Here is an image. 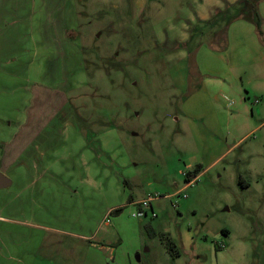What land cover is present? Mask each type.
<instances>
[{"label": "rangeland", "instance_id": "obj_1", "mask_svg": "<svg viewBox=\"0 0 264 264\" xmlns=\"http://www.w3.org/2000/svg\"><path fill=\"white\" fill-rule=\"evenodd\" d=\"M33 1L9 0L5 7L28 14ZM42 1L47 5L64 0ZM74 3L77 29L66 31L65 35L80 43L77 49L83 68L76 74L75 70H67L69 76H78L68 96L81 133L90 138L95 134L107 136L106 152L100 153L98 160L107 164L103 169L108 174L102 173L101 182L93 188L103 193L95 196L92 192V205L81 193L86 185L81 178L88 171L80 154L73 158L76 176L75 185L69 184L70 188L52 182L47 176L22 191L25 193L19 199L21 188L14 179L11 186L0 189V212L3 206L19 202H24V207L19 212L9 206L12 209L9 216L18 219L17 224L0 223V235L41 239V247L34 256L31 253L35 248H28H33L28 262L65 264L72 259L71 243L76 239L71 232L83 231V224L85 229H95L103 218L111 229L119 226L122 250L133 254L131 264H263L264 180L259 184V197L250 196L260 205L250 206L251 213L245 215L249 195L242 193L234 179L235 173L248 165L242 152L236 151L206 175L190 184L186 182L184 173L196 154L195 125L185 128L184 95L174 83L168 57L160 45V28L166 17L178 14L188 2L147 0L144 7L138 0H74ZM153 3L158 7L150 12ZM18 19L6 22L5 31L12 38L20 32L15 24ZM12 45L1 56L10 71L0 72V87L2 83L6 86L3 98L0 97V142L15 128L8 125L9 120L2 114L8 110V118L13 120L24 104L23 91H12L21 84L14 65L18 52ZM245 146L246 143L241 148ZM254 157L264 158V154ZM1 160L0 148V170L9 178L15 177L2 168ZM120 176L122 185L117 182ZM125 195L128 199L131 195L158 198L150 200L146 216L132 217V210L141 211L140 205H133L123 210L119 220L114 221L110 215L104 218L105 205ZM147 225L154 228L155 236L148 234ZM189 230L193 232L191 243L186 242L184 235ZM162 234L175 242L181 257L175 259L169 253ZM222 243L225 247L218 248ZM79 248L83 249L82 244ZM76 253L75 257L79 250Z\"/></svg>", "mask_w": 264, "mask_h": 264}, {"label": "crops", "instance_id": "obj_2", "mask_svg": "<svg viewBox=\"0 0 264 264\" xmlns=\"http://www.w3.org/2000/svg\"><path fill=\"white\" fill-rule=\"evenodd\" d=\"M6 1L9 0H0V72L10 71L1 56L4 49L13 43L12 48L18 52L14 64L16 77L21 84L12 91H23L24 104L20 105L13 120L8 118V110L2 114L9 120L8 125H15V128L0 142L1 166L15 176L10 178L12 184L14 179L19 182L21 190L17 197L20 199L25 193L22 191L47 179V176L63 187L74 186L73 158L80 154L88 171L81 178L86 184L81 193L90 199L88 203L92 205V192L95 196L103 193L93 188L101 182L102 173L108 174L107 169H103L107 164L98 160L99 154L106 152L107 136L95 134L90 138L82 134L70 109L68 93L78 81L75 74L83 68L77 49L80 43L65 35L66 31L77 29L74 0L47 5L42 0H34V6L26 11L28 14H22L18 9H6ZM138 1L141 7L147 2ZM186 1L185 8L166 17L160 28V45L168 57L174 83L184 95L182 114L186 119L185 128L195 125L196 154L186 172L198 164L202 165L200 173L186 182L190 184L197 177L206 175L236 151L242 152V158L248 160V165L243 171L236 172L234 179L242 193L249 195L248 209L244 212L249 215L252 211L250 206L260 205L250 196L259 197V184L264 180V158L254 157L264 154V45L253 16H239L243 0ZM256 1L264 31V0ZM152 5L150 12L158 7L157 3ZM16 17L19 19L15 24L20 27V32L12 38L5 31L6 22ZM20 40L23 45H20ZM69 69L75 70V74L69 76ZM5 87L2 83V98ZM251 138L254 139L249 142ZM245 143V149H242ZM120 179L121 176L117 182L122 185ZM129 197L131 202L126 196L105 205L104 218L110 215L114 221L119 220L122 213L114 215V209L123 207L124 210L141 201L158 198ZM35 198L33 195L32 199ZM9 206L22 212L24 202ZM9 206H3L0 223L17 224L18 219L9 216L12 215ZM133 212L136 211L132 210L130 214ZM101 225L105 229L102 230ZM94 228L85 229L83 224V231L71 232L76 239L71 243L72 259H67L65 264H131L133 254L122 250L124 243L118 232L119 226V230L111 229L102 218ZM149 229L154 231L151 225ZM223 231L229 234V230ZM184 235L186 242L194 241L192 230L184 232ZM41 242V239L0 235V264H34L27 261V256L33 248L31 255L37 253ZM81 244L83 249L79 248ZM195 246L197 249L196 242ZM30 247L33 248L28 250ZM176 248L180 253L175 257L178 259L182 252L177 245ZM77 250L79 253L75 257Z\"/></svg>", "mask_w": 264, "mask_h": 264}, {"label": "trees", "instance_id": "obj_3", "mask_svg": "<svg viewBox=\"0 0 264 264\" xmlns=\"http://www.w3.org/2000/svg\"><path fill=\"white\" fill-rule=\"evenodd\" d=\"M240 15H243V16L252 15L253 16L254 22H255V25H256V28L258 31V35L260 37L262 44L264 45V31L262 29L263 18L261 17V15L259 13V10L257 7V1L256 0H243L239 16ZM201 169H202V165L198 164L194 169L186 172V174H185L186 181L190 182L194 177H196L200 173ZM124 182L127 183V181H124ZM128 200H130L129 202H131L132 201L131 197H129ZM122 211H123V207H119V208L114 209L112 211V214L119 215L122 213ZM147 229H148V234L150 236L156 235V233L154 231H150L149 225H147ZM161 237L165 241V244H166V247H167L169 253L173 257H178L180 255V253L176 248L175 242L168 235L162 234Z\"/></svg>", "mask_w": 264, "mask_h": 264}, {"label": "built area", "instance_id": "obj_4", "mask_svg": "<svg viewBox=\"0 0 264 264\" xmlns=\"http://www.w3.org/2000/svg\"><path fill=\"white\" fill-rule=\"evenodd\" d=\"M150 201L149 200H145V201H141L140 203H138V205H140L141 211H136L133 212L131 214L132 217H142V216H146L147 215V210H150L151 205H150ZM153 217L156 216V214L153 212L152 214ZM225 244L222 243L221 245L218 246V248H224Z\"/></svg>", "mask_w": 264, "mask_h": 264}, {"label": "water", "instance_id": "obj_5", "mask_svg": "<svg viewBox=\"0 0 264 264\" xmlns=\"http://www.w3.org/2000/svg\"><path fill=\"white\" fill-rule=\"evenodd\" d=\"M11 184V179L0 170V189L9 187Z\"/></svg>", "mask_w": 264, "mask_h": 264}]
</instances>
